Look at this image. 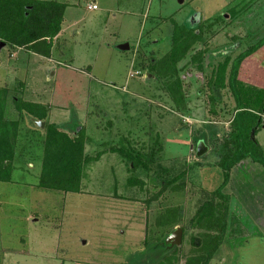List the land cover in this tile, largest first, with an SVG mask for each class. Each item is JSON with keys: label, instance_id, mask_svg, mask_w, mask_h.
<instances>
[{"label": "rangeland", "instance_id": "obj_1", "mask_svg": "<svg viewBox=\"0 0 264 264\" xmlns=\"http://www.w3.org/2000/svg\"><path fill=\"white\" fill-rule=\"evenodd\" d=\"M37 1L65 5L55 62L18 59L26 74L15 81L21 74L10 57L13 47L6 45L0 49V86L10 97L42 104L47 114L49 107L61 110L47 120L71 137L83 131L88 165L79 193L39 187L42 142L25 119L23 135L15 139L10 181H0V264H130L147 245L165 246L201 207L205 212L222 200L229 203L228 214L233 209L241 214L244 234L252 237L224 239L211 264H264V215L252 217L264 210V189L261 193L255 183L258 173L264 178V165L245 158L223 186L218 149L234 101L226 81L213 104L209 85L225 55L232 61L264 42V0ZM92 5L98 9L89 10ZM177 28L203 35L165 70ZM239 78L264 88V43L243 61ZM255 139L264 156V116ZM199 145L207 149L202 155ZM173 180L148 202L163 181ZM243 194L255 205L246 209ZM200 231L189 229L183 236L180 262L191 251L189 234Z\"/></svg>", "mask_w": 264, "mask_h": 264}, {"label": "trees", "instance_id": "obj_2", "mask_svg": "<svg viewBox=\"0 0 264 264\" xmlns=\"http://www.w3.org/2000/svg\"><path fill=\"white\" fill-rule=\"evenodd\" d=\"M64 9V4L55 1L0 0V40L10 46H19L29 51L44 45L42 52L48 54L51 45L47 40L61 31ZM201 35H203L202 31L196 35L192 29H188L187 32L183 28L175 29L172 37L173 51L170 53L171 62L166 63L165 70H169L184 59L193 46L200 41ZM263 43L259 40L253 46H248L232 61L229 54L225 55L216 73L213 71L215 77H212V82L209 83L211 87L213 86L210 87V98L213 104L217 100L215 92L219 91V88H225L226 81L228 94L234 101V113L229 120V130L218 149L222 155L219 167L222 168L225 176L223 186L230 176L231 169L245 158L249 157L253 162L264 165L262 148L256 139H251V131L254 130L256 135L261 128L264 116V88L251 86L239 78L243 61L260 51ZM180 46L181 49L178 50ZM176 86L180 88V82L179 84L176 82ZM171 90L174 91V89ZM180 91L179 89V93ZM172 95L174 96V93ZM174 102L180 107V101L174 99ZM11 110H14V113L16 111L18 115L12 117ZM210 111L211 114H216L212 109ZM26 116L35 126L32 134L38 135L36 140L42 142L44 153L38 186L65 193H79L84 170L88 165H86L88 156L85 155V144L81 139L85 137L83 131L74 137L59 131L56 125L48 122L47 110L42 104L28 99L10 97L8 91L3 88H0V181H10L13 163L17 159L15 139L23 135L22 125ZM35 121H45L44 135L40 134L43 129L37 126ZM202 139H205V136ZM113 152H116V149H113ZM99 156L101 154L97 157ZM131 163L134 166L138 164L132 157ZM178 180L181 179L178 178ZM166 182L173 184L175 180L163 181L162 190L148 202L162 194L168 186ZM225 201L219 202L215 208L209 204L211 207L205 212L201 207L197 214L186 223L189 227L185 224L182 226L185 230L184 237L189 229L201 230L196 235L189 234L191 251L183 257L182 262H180L179 253L183 244L181 247H171L166 243L164 246L156 242L154 247L149 248L152 244L147 245L144 250L133 255L129 259L130 264H211L212 255L218 251L228 232L231 239L234 235L244 232L245 224L241 215L228 214L229 203Z\"/></svg>", "mask_w": 264, "mask_h": 264}, {"label": "crops", "instance_id": "obj_3", "mask_svg": "<svg viewBox=\"0 0 264 264\" xmlns=\"http://www.w3.org/2000/svg\"><path fill=\"white\" fill-rule=\"evenodd\" d=\"M95 3V2H94ZM89 6V5H88ZM97 10V9H92V8H89V10ZM61 32H62V34H61ZM65 33V31H62V28H61V31L59 32V34L58 35H56V37L55 38H53V40H52V42L50 43V45H51V49H50V52L48 53V54H46V53H44V52H42V50H43V46L44 45H40L37 49H34V50H31V51H29V50H26V49H24V48H22V47H19V46H12L13 48H11V52H10V57L12 58V59H14L15 58V60L17 59V61H15V64H16V67H17V69H16V71H15V73H19V75H20V77H15V81H18V80H23L24 79V75L26 74L25 73V71L23 70V68L19 65V66H17L18 64H19V61H18V59H21L22 61H24V60H26V59H32V58H37L38 57V59L40 58V59H43V61L45 60V61H49V62H51L52 61V63L53 62H55L54 60H53V54H54V52H56V48L58 47V39H59V37H63L64 38V34ZM130 44V43H129ZM6 45H9V44H6V43H4V42H2L1 40H0V49L1 48H3V47H5ZM129 48V47H128ZM12 54V55H11ZM14 61V60H13ZM13 61H11V62H13ZM58 64H61V62H57ZM49 72H51V69H50V71ZM27 73H28V71H27ZM55 73H56V71H54V73H52L51 72V75L52 76H54L55 75ZM24 74V75H23ZM29 74V73H28ZM50 75V76H51ZM2 80V79H1ZM21 81H19V85L21 86L20 87V91H22L23 89H24V85L22 86L21 85ZM1 88H4V87H2V86H0ZM23 88V89H22ZM24 91H25V89H24ZM27 91V90H26ZM25 91V92H26ZM23 92V91H22ZM28 93V92H27ZM33 101V100H32ZM33 102H36V101H33ZM61 112V110H59V109H55V108H50L49 107V114H48V120L50 119L51 121H53L52 120V118L54 119V118H56V115H58L59 113ZM12 113L15 115V116H17L18 115V113L15 111V113H14V111H12ZM50 115H52V116H50ZM25 119H27L28 121H30V119H28L27 118V116L25 117ZM49 120V121H50ZM50 121V122H51ZM43 122V121H42ZM23 126V125H22ZM192 139V138H191ZM191 148V151H192V146L190 147ZM103 156V155H102ZM102 158V157H101ZM253 162V161H252ZM248 166H250L249 164H248ZM249 172L251 173V174H253V168H249ZM248 177V176H247ZM255 183H256V186L258 187V189H260V191H261V193L263 192V189H264V178H261V177H263V175H262V173H258L257 174V176L255 175ZM246 179H248V178H246ZM257 179H258V181H257ZM263 180V181H262ZM181 184H184V183H186V182H184V180H183V182L182 181H179ZM261 186L263 187V188H261ZM243 196H244V199L242 200L243 202H242V204L245 206V208L246 209H249V207H251V205L253 206V205H255L254 203H250L248 200H247V198H245V196L247 197V195L245 194H243ZM240 199H241V197H240ZM230 209H231V211H232V205H231V207H230ZM231 213H235V214H238V212L236 213L235 211H234V209H233V212H231ZM252 214V213H251ZM262 214L264 215V210H261V212L257 215V214H255V215H253L252 214V217L254 218H263L262 217ZM238 215H241L240 213L238 214ZM251 217V218H252ZM253 218H252V220H253ZM245 224V223H244ZM245 229H247V227H246V225L244 226V230ZM247 231H248V229H247ZM229 233L230 232H228L227 233V235H226V238L225 239H227V240H229V239H231V237L229 236ZM246 237H252V236H246L245 234H244V232L242 233V234H240V235H234V237H232V239H233V241H234V243H236L237 241H240V240H244L243 238H246ZM233 243V244H234ZM182 244H183V241H182Z\"/></svg>", "mask_w": 264, "mask_h": 264}, {"label": "water", "instance_id": "obj_4", "mask_svg": "<svg viewBox=\"0 0 264 264\" xmlns=\"http://www.w3.org/2000/svg\"><path fill=\"white\" fill-rule=\"evenodd\" d=\"M128 46V45H127ZM127 46H125L126 48H128ZM119 47H124V46H119ZM36 125L39 126L40 128H43L44 122L42 121H35ZM251 138L253 140H255V131L251 132ZM206 147L203 145H199L198 149H197V154L198 155H202L205 151H206ZM182 240H183V229L181 227H177L167 238L165 243L170 245L171 247L174 246H180L182 244Z\"/></svg>", "mask_w": 264, "mask_h": 264}, {"label": "built area", "instance_id": "obj_5", "mask_svg": "<svg viewBox=\"0 0 264 264\" xmlns=\"http://www.w3.org/2000/svg\"><path fill=\"white\" fill-rule=\"evenodd\" d=\"M91 8L95 9V8H96V6H95V5H92V6H91Z\"/></svg>", "mask_w": 264, "mask_h": 264}]
</instances>
